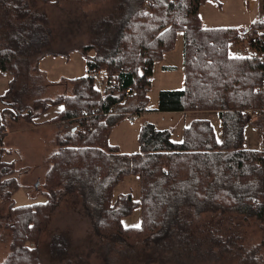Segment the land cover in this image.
Wrapping results in <instances>:
<instances>
[{
	"label": "trees",
	"instance_id": "trees-1",
	"mask_svg": "<svg viewBox=\"0 0 264 264\" xmlns=\"http://www.w3.org/2000/svg\"><path fill=\"white\" fill-rule=\"evenodd\" d=\"M207 1L120 0L109 18L94 26L91 39H97L102 24L114 26L112 36L103 45L89 43L80 49L87 74L68 81L70 95L39 99L15 113V121L30 120L61 106L54 120L66 123V132L55 137L56 150L47 160L46 202L24 206L14 202L17 170L14 162L4 160L10 152L4 150L0 136V206H9L5 228L14 234L10 254L1 264H41L31 233L41 231L52 212L74 193L97 234L113 249H130L131 254L138 244L161 245L159 234L166 235L164 241L171 232L182 239L185 226L173 219L185 207L197 214L229 210L239 216H263L264 155L244 146L246 127L255 116L264 115L262 48L241 38L236 28H205L200 9ZM253 26L260 28L264 21ZM180 32L185 87L161 91L155 111L218 112L222 139L209 120L194 121L181 142L173 141L171 131L147 123L141 130V153L122 154L109 144V136L127 112L133 111L132 116L147 107L154 65L175 48ZM8 40L0 51V70L12 75L13 85L19 73L12 45L19 38L13 33ZM94 75L102 76L104 90L97 88ZM130 175L141 180V227L122 223L137 207L132 195L114 197L116 186ZM65 243V250L55 252L58 243L54 246L55 255L67 251Z\"/></svg>",
	"mask_w": 264,
	"mask_h": 264
},
{
	"label": "rangeland",
	"instance_id": "rangeland-1",
	"mask_svg": "<svg viewBox=\"0 0 264 264\" xmlns=\"http://www.w3.org/2000/svg\"><path fill=\"white\" fill-rule=\"evenodd\" d=\"M119 1L21 0L16 3V0H0V51L8 46L10 40L7 37L11 38L14 33L19 38L12 45L18 57L19 73L13 85L12 75L0 70V136L4 150L10 152L4 155V160L14 162L17 170L15 177L19 189L14 197L17 206L46 202L43 191L49 169L47 160L56 150L55 137L66 132V123L54 120L59 116L61 106L52 107L30 120L22 117L15 121V113L23 106L32 107L39 99L55 100L70 95L72 84L69 85L68 81L87 74L86 61L80 49L89 43L103 45L112 36L114 26L109 29L102 24L101 33L97 34L96 30L97 39H91L94 26L108 19ZM200 17L205 28L234 27L243 30L249 19H259V9L250 14L245 0H208L200 9ZM13 27L17 28L13 31ZM183 52L184 33L180 32L175 48L154 65L146 110L140 113L141 116H133H140L136 126L131 127L127 118L133 111L127 112L126 118L109 136V144L118 147L120 153H141V130L147 123L154 124L157 129L171 131L173 141L181 142L191 121L209 120L221 141L219 131L222 123L217 112L199 111L197 115H190L187 112L155 111L161 91L185 87ZM162 66L176 69L165 70ZM96 86L104 90V81L98 79ZM15 98L22 102L15 105ZM23 110L28 112L26 108ZM247 117L250 118L249 115ZM244 146L247 150L259 151L264 146V115L255 116L247 126ZM128 194L132 195L137 207L131 215L124 217L122 223L125 227H141L142 187L139 177H125L114 190L115 200ZM74 195L78 196L77 193ZM75 196L52 212L41 231L31 233L32 240L37 241L41 264H264V214L261 218L248 214L239 216L229 210L197 214L194 208L185 207L182 214L173 219L185 226L182 239L171 232L170 238L164 241L166 235L159 234L161 245L138 244L139 249L135 246V252L131 254L130 249H113L108 241L102 239L103 236L97 234L93 221L87 217L81 201ZM262 202L264 208V199ZM8 216L9 206H0V264L10 254L13 241V232L5 228ZM64 241L67 242V251L55 255L54 246L58 243L55 252L59 248L65 250ZM142 241L140 238L138 243Z\"/></svg>",
	"mask_w": 264,
	"mask_h": 264
},
{
	"label": "built area",
	"instance_id": "built-area-1",
	"mask_svg": "<svg viewBox=\"0 0 264 264\" xmlns=\"http://www.w3.org/2000/svg\"><path fill=\"white\" fill-rule=\"evenodd\" d=\"M262 19L264 21V10H263V14H262ZM239 35L241 38L245 39L247 42L249 43H255L257 45H259L262 50H261V54H262V61L264 62V26L260 27V28H255L253 26H249L243 30H241L239 32ZM95 78H99V75H94ZM261 91L264 92V87L261 88ZM145 109L142 108L143 112ZM136 114H140V113H136ZM134 114V115H136ZM93 115H95V113H93ZM134 115L131 116V118L129 119V124L130 126H134L136 124V120L141 116L138 117H133ZM91 130V129H90ZM263 145V144H262ZM264 146L260 147V151L263 152Z\"/></svg>",
	"mask_w": 264,
	"mask_h": 264
},
{
	"label": "crops",
	"instance_id": "crops-1",
	"mask_svg": "<svg viewBox=\"0 0 264 264\" xmlns=\"http://www.w3.org/2000/svg\"><path fill=\"white\" fill-rule=\"evenodd\" d=\"M245 4H246V7H247V12L248 13H250V14H254L256 11H257V9H259V19L257 20V19H249L248 21H249V24L246 26V27H248V26H253L255 23H257V22H260L261 20H263L262 19V14H263V10H264V0H245ZM245 27V28H246ZM220 28H222V27H219V28H211V29H220ZM224 28H234V27H224ZM223 28V29H224ZM236 29H238L239 31L240 30H242L241 28L239 29V28H236ZM9 33V31L7 30L6 31V34H8ZM177 39H178V37H177ZM7 40H8V37H7ZM176 43H177V41H176ZM253 53V52H252ZM249 54H251V52L249 53ZM183 64H184V52H183ZM183 66V65H182ZM155 68V67H154ZM166 68H174V70L176 69L175 67H171V66H162V69H165V70H167ZM10 74V73H9ZM178 90H182V89H178ZM176 113H182V112H176ZM190 115H194L193 113H195V115H197L196 113H199V111L198 112H188ZM218 113V112H217ZM219 114V113H218ZM219 116H220V114H219ZM255 118V117H254ZM253 118V119H254ZM194 121H196V120H193V121H191V124L194 122ZM256 122V121H255ZM254 122V123H255ZM222 123V122H221ZM190 124V125H191ZM136 126V124L134 125V126H131V127H135ZM247 128V127H246ZM219 133L222 135V125H221V127H220V131H219ZM245 133H246V129H245ZM220 141V140H219ZM252 150H254V149H252Z\"/></svg>",
	"mask_w": 264,
	"mask_h": 264
},
{
	"label": "snow or ice",
	"instance_id": "snow-or-ice-1",
	"mask_svg": "<svg viewBox=\"0 0 264 264\" xmlns=\"http://www.w3.org/2000/svg\"><path fill=\"white\" fill-rule=\"evenodd\" d=\"M136 227H139V225H137Z\"/></svg>",
	"mask_w": 264,
	"mask_h": 264
}]
</instances>
